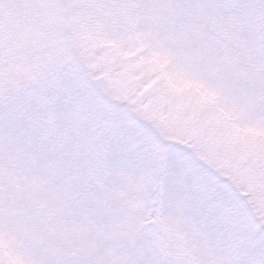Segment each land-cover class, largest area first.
<instances>
[{
	"label": "snow or ice",
	"instance_id": "6c2138e0",
	"mask_svg": "<svg viewBox=\"0 0 264 264\" xmlns=\"http://www.w3.org/2000/svg\"><path fill=\"white\" fill-rule=\"evenodd\" d=\"M0 264H264V0H0Z\"/></svg>",
	"mask_w": 264,
	"mask_h": 264
}]
</instances>
